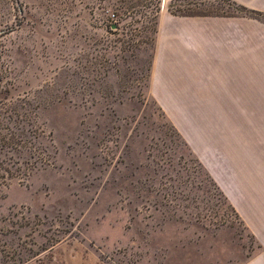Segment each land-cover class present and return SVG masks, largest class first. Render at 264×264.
Instances as JSON below:
<instances>
[{
    "label": "rangeland",
    "instance_id": "rangeland-1",
    "mask_svg": "<svg viewBox=\"0 0 264 264\" xmlns=\"http://www.w3.org/2000/svg\"><path fill=\"white\" fill-rule=\"evenodd\" d=\"M173 1L152 42L136 11L117 29L118 0H0V264H264V108L151 95L175 23L246 18L264 50V18L220 0L191 6L220 16H180ZM246 81L264 106V61Z\"/></svg>",
    "mask_w": 264,
    "mask_h": 264
},
{
    "label": "crops",
    "instance_id": "crops-1",
    "mask_svg": "<svg viewBox=\"0 0 264 264\" xmlns=\"http://www.w3.org/2000/svg\"><path fill=\"white\" fill-rule=\"evenodd\" d=\"M250 10L264 13V0H232ZM263 29L264 24L252 22ZM246 18L197 19L175 23L159 41L154 66L160 79H153L151 95L163 109L264 108L249 106L260 100V92H249V66L264 61L257 34H249ZM264 41V39L262 40ZM249 45L251 48L249 49ZM250 63V65H249ZM223 71V72H222ZM222 72V73H221ZM230 79L225 88L199 89V77Z\"/></svg>",
    "mask_w": 264,
    "mask_h": 264
},
{
    "label": "trees",
    "instance_id": "trees-1",
    "mask_svg": "<svg viewBox=\"0 0 264 264\" xmlns=\"http://www.w3.org/2000/svg\"><path fill=\"white\" fill-rule=\"evenodd\" d=\"M205 0H175L169 5V11L173 14H178L180 16L186 17H211V16H220L218 14L210 13L209 11H196L195 8L191 6H196L199 2H204ZM226 4H228L229 9H233L234 13L232 16H242L248 17L252 19H262L264 18V13L250 10L247 7L237 4L232 0H220ZM162 0H118L117 4L114 5L115 10V24L117 29L119 28V22L123 21L124 15L136 11L137 14H141V17H146V25L143 27V31L145 33V37L140 41H152L153 38L147 35V31L150 30L152 34L157 33V29L155 28V20L157 18L158 13L161 11ZM176 9V10H175ZM230 15V14H227ZM137 35L133 36L132 40H136ZM140 43H134L131 45V48H138ZM152 61L149 62L148 73L151 71ZM215 186V184H214ZM233 214L237 216L235 210L231 209ZM238 217V216H237ZM46 250V249H45ZM36 256V255H34ZM30 259V258H29ZM29 259H26L27 262ZM21 262H23L21 260Z\"/></svg>",
    "mask_w": 264,
    "mask_h": 264
}]
</instances>
